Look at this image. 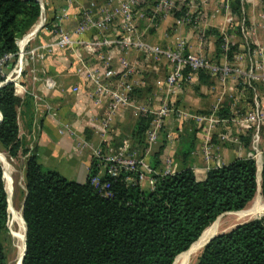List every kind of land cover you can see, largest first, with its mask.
Wrapping results in <instances>:
<instances>
[{"label": "crops", "instance_id": "0c3cea01", "mask_svg": "<svg viewBox=\"0 0 264 264\" xmlns=\"http://www.w3.org/2000/svg\"><path fill=\"white\" fill-rule=\"evenodd\" d=\"M65 1L60 0L58 5L50 8L48 5L53 0H44L47 4V7L43 6L44 23L36 21L17 41L16 49H28L52 41V27L56 22L52 14ZM76 1L72 0L68 17L59 21L64 28L74 26L77 21L76 15L70 16L76 13ZM89 1L80 0L78 4L84 5ZM173 1L188 9L189 16L178 21L179 11L174 10L150 23L147 22L149 18L143 15L138 17L137 25L148 43L172 47L177 37H183L185 52L201 53L212 61L244 68L250 59L251 49H246L239 31L240 17H243L247 27L254 25V29L248 32V40L264 44V21L259 17V13L264 11V0H193V5L187 2L189 0ZM225 1L227 7L223 5ZM107 32L110 35L114 33L112 30ZM95 33V29H92L86 36L92 38ZM224 36L228 41L225 51L220 48ZM122 56L131 69L128 72L131 84L129 103L118 108L112 114L106 130L100 132L107 99L95 92L88 71L98 64V58H104L118 72L122 70ZM15 58L16 55L8 56L5 61L10 64L3 65L10 67ZM171 65L164 55L155 56L141 49L125 50L116 43L100 50L85 42L74 43L70 48L55 45L49 49L38 47L37 53L32 58L28 57L26 65L21 68L18 85L12 82L13 92L19 100L16 104L18 135L22 130L23 136L30 138V147L38 161L55 159L59 161L57 163L67 164L75 174L73 179L83 181L92 159V149L100 141L111 147L126 141L131 152H144L146 146L144 142H135L133 128L139 116L148 120V115L137 114L135 107L140 104L156 105L162 96L167 95L164 80ZM183 71H188V77L178 89L169 92L168 97L173 100L172 110L163 119L158 138L145 151L146 163L160 172L168 158L174 170L188 166L197 179L205 176L207 168L235 157L250 156L257 168L264 151V119L259 123L257 138L253 142V122L234 117L240 118L251 110L253 98L258 100L264 112V78H255L253 87L240 86L230 75L221 77L219 73L188 67ZM47 81L51 82L50 86H46ZM178 110L187 114L212 112L217 121L206 130L204 120L181 116ZM124 126L130 128L125 130ZM221 134L224 136L221 137ZM115 140H118L117 144H114ZM205 143L209 144L210 157L207 159L203 149ZM154 157L158 162L152 165ZM52 165L56 167V164ZM143 181L148 187L146 178L139 182L140 186ZM255 192L259 199L253 201V196L250 201L251 204L253 202L252 207L255 202L259 206L252 217H259L264 214V208H260L264 205V198L259 186Z\"/></svg>", "mask_w": 264, "mask_h": 264}, {"label": "trees", "instance_id": "16d2710c", "mask_svg": "<svg viewBox=\"0 0 264 264\" xmlns=\"http://www.w3.org/2000/svg\"><path fill=\"white\" fill-rule=\"evenodd\" d=\"M38 13L37 0H0V57L8 52L14 56L15 39L29 30ZM18 101L12 81L0 83V144L10 155L20 145ZM146 125L139 116L133 128L137 144L143 143ZM157 162L154 157L151 163ZM96 170L91 159L83 181L68 179L44 168L34 151L28 153L21 189V264H171L219 213L243 210L257 187L250 156L211 166L202 179L188 166L153 173L146 188L137 181L138 170L120 169L101 176L108 182V194L90 182ZM3 171L0 163V264H7L1 239L9 213ZM259 192L264 198V151ZM195 264H264V214L217 232L203 244Z\"/></svg>", "mask_w": 264, "mask_h": 264}, {"label": "built area", "instance_id": "2783aa9c", "mask_svg": "<svg viewBox=\"0 0 264 264\" xmlns=\"http://www.w3.org/2000/svg\"><path fill=\"white\" fill-rule=\"evenodd\" d=\"M37 1L39 4V13L35 21L43 24L46 19L43 10V1ZM79 2L80 0L76 1L77 4L75 3L77 5L76 13L70 14V16L76 15L77 21L75 25L70 28H64L59 24L60 20L68 17V11H71V7L73 6L72 0H66L65 3L60 5L52 14L53 18L56 20L52 27L54 39L50 42H42L41 44L33 45L28 49L24 47L16 49L14 53L16 58L9 67L10 70L8 73L0 80V83L12 81L14 85L17 86V77L20 75L21 68L26 65L28 57L32 58L34 54L37 53L38 47H46L49 49L52 45L61 48H70L74 43L85 42L100 50L102 47H108L116 43L123 46L125 50L141 49L142 51L153 53L155 56L158 54L164 55L169 59L172 65L166 73L164 80V86L168 92L167 95L162 96L156 105L147 106L140 104L135 107V112L137 114L148 115L147 125L143 132V142L146 146L144 152H131L126 141H122V143L112 147L111 145H104V142L100 141L92 149V159L95 160L97 170L90 176V182L103 194H108L106 190L108 182L101 181V176L104 174L115 175L120 169L138 170L137 181L140 182L142 179L146 178L149 185H151L153 183V173L164 174L174 171L170 159L166 158L163 169L160 172H156L146 163L145 151L148 150L151 144L158 138L162 121L172 110L173 100L168 97L169 92L178 89L181 86V82L188 77V71L184 72L183 68L188 67L192 70H205L210 73H219L221 77L230 75V78L240 86L249 85L253 87L255 78H264V44L248 40V32L254 29V25L247 27L243 17H240L239 31L243 36L246 49H251V51H249L250 59L244 68L241 66H232L225 62L218 63L212 61L201 53L185 52V39L183 37H177L172 47H159L143 39L142 32L137 25V19L141 15L149 18L150 20L147 21L149 23L152 22V20H156L158 16L160 17L174 10L179 11V15L177 16L178 21L189 16L188 9L182 8L181 4L173 0H91L84 5L78 4ZM187 2L193 5V0ZM223 5L227 7L228 3L225 1ZM259 17L264 21V11L259 13ZM34 24L36 23L34 22L29 30ZM92 29H95L97 33H95L92 38H87L86 34ZM108 30L114 31V35L108 34ZM24 34L17 37L15 43H17ZM227 42V37H222L220 48L223 51L228 48ZM11 55H13V53L8 52L0 57V74H2L1 67L4 61ZM98 60H100L98 64L91 67L88 74L95 92L100 96H106L107 99L105 113L101 119V128H99L100 132H104L111 120L112 114L118 108L125 107L129 103L131 84L128 80V72H130L131 69H129L130 65H128L124 56L120 57L122 70L118 72L109 66L108 62L105 61L106 59L98 58ZM45 84L46 86H50L51 82L47 81ZM73 88L75 89L76 87ZM178 114L181 116L193 117L198 121L204 120V127L206 130L217 121V118L212 112L206 114H187L182 110H178ZM234 119L253 122L254 130L252 140L254 142L257 138L259 123L264 119L262 106H260L256 98H253L251 110L245 112L242 117H234ZM220 136L223 137L224 134ZM203 149L205 150V159H207L210 157L209 144L205 143Z\"/></svg>", "mask_w": 264, "mask_h": 264}, {"label": "rangeland", "instance_id": "374dc122", "mask_svg": "<svg viewBox=\"0 0 264 264\" xmlns=\"http://www.w3.org/2000/svg\"><path fill=\"white\" fill-rule=\"evenodd\" d=\"M42 1H43V6L45 5V7H47V4L44 2V0H42ZM58 1H60V0H53V2H51V5H48V6H50V8H54L56 5L59 4ZM9 70H10V68L7 67V65L6 66L2 65V67H1L2 74H0L2 79L5 77V75L8 73ZM123 128L126 130V129H129L130 126H124ZM23 134L24 133L21 130L20 134L18 135V137L20 139V145L18 146L15 155H10L8 153L7 149L4 148L0 144V151H1V153L2 152L4 153V154H1V156L3 157V159L5 158L8 161L9 166H10V173H9L10 175L7 174L8 197L10 196L12 206L17 212L21 211V199H22L21 189L23 188V170H24L25 158L27 157L28 153L34 151L33 148L30 147V145H31L30 144V138L25 136V135L23 136ZM117 143H118V140H115L114 144H117ZM132 147L134 148L135 146L132 144ZM23 149L25 151L26 150L27 151L24 152V151H22ZM40 162L44 168L54 169L68 179H73L75 177L74 172H72L73 170L67 164L57 163L59 161H56L55 159H53V160L52 159L40 160ZM52 164H56L55 165L56 167H54V165H52ZM4 172L5 171H3V174H4ZM4 187H5V183H4ZM141 187L142 188L147 187L145 184V181L142 182ZM256 193L257 192H255V195H254L255 197H254L253 201H255L257 199L256 197H259V195L258 194L256 195ZM250 204H251V201H249L244 206L245 208L243 207V210H248L249 208H251L253 202L251 205ZM7 213H8V211H7ZM233 213H234L233 211H230L229 213H227L225 211V212L219 214L218 220L215 221V222H217L215 229L212 230L211 234L212 233L216 234L217 232L227 230L230 227H232L234 224H236L240 221H243L244 219H248V218L252 217V214L251 215L250 214L244 215L243 217H238V216L234 217ZM212 221L210 222L211 224L209 223L210 225L207 228H210L212 225H214V222L212 223ZM18 228H19L18 222L14 219L12 213H8L7 214V220H6V229L1 234V239H2L3 246H4L5 254H6L7 264H15L16 263V259H17V255H18V248L15 245V239H16L15 236H16V234L19 233ZM201 247L195 251H191L187 255L188 257L186 258L184 264H195L197 261V257L199 255V252L201 250ZM15 256H16V258H15Z\"/></svg>", "mask_w": 264, "mask_h": 264}, {"label": "bare ground", "instance_id": "6f19581e", "mask_svg": "<svg viewBox=\"0 0 264 264\" xmlns=\"http://www.w3.org/2000/svg\"><path fill=\"white\" fill-rule=\"evenodd\" d=\"M1 154H4L3 152L1 153V151H0V163L2 164V166H3V169H4V174H3V178H4V183H5V190H6V193H7V201H8V212L9 213H12V215H13V217H14V219L18 222V226H19V233L18 234H16V236H15V245H16V247L18 248V255H17V259H16V263L15 264H20V256H21V252H22V249H23V239H24V221H23V219H22V217H21V213H20V211H16L14 208H13V206H12V202H11V199H10V196L8 197V184H7V174H9L10 173V166H9V163H8V161L4 158L3 159V157L1 156ZM10 175V174H9ZM9 198V199H8ZM257 199L256 200H258L259 199V197H256ZM259 203V202H258ZM257 205L259 206V204H257V202H255V205H253V207L252 208H249L248 210H241V211H239V212H234L233 213V216L234 217H236V216H238V217H243L244 215H251V214H253L254 215V213L256 212V211H258L257 209H256V207H257ZM260 208H264V205L262 206V207H260ZM256 209V210H255ZM216 221V220H215ZM214 221V222H215ZM216 223L217 222H215L214 223V225H212L210 228H207L206 227V229H204L203 231H202V233H201V235L198 237V239L197 240H195L194 242H192L191 243V245L194 243V245L191 247V245L188 247V252H187V250H185V251H183V252H187L186 254H184L183 255V252L182 253H180L177 257H176V259L174 260V262L172 263V264H184V262H185V260H186V258L188 257L187 255L191 252V251H195V250H197L198 248H200L201 246H202V244L204 243V240L206 239V238H208V236L211 234V232H212V230H214L215 229V226H216ZM17 224V223H16ZM15 258H16V256H15ZM15 260V259H14Z\"/></svg>", "mask_w": 264, "mask_h": 264}, {"label": "water", "instance_id": "95a60500", "mask_svg": "<svg viewBox=\"0 0 264 264\" xmlns=\"http://www.w3.org/2000/svg\"><path fill=\"white\" fill-rule=\"evenodd\" d=\"M260 167H261V163H259V164L257 165V168H256L257 189H258V186H259V182H258V180H259ZM5 191H6V190H5ZM24 197H25V192H24V194H23V196H22V199H21V207H22V204H23ZM6 200H7V194H6ZM20 213H21V211H20ZM219 214H220V213H219ZM21 217H22V215H21ZM22 219H23V218H22ZM23 221H24V220H23ZM204 228H205V227H204ZM204 228H203V229H204ZM203 229H202V230H203ZM201 232H202V231H201ZM201 232H200V233H201ZM24 234H25V222H24ZM199 235H200V234H199ZM199 235H198V236H199ZM213 235H215V233H212L211 235H209L208 238L204 241V243H206V242H207V241H208ZM197 238H198V237H197ZM197 238H196V239H197ZM24 241H25V235H24V239H23V249H22L21 256H20V264H21L22 255H23V253H24ZM193 241H194V240H193ZM193 241H192V242H193ZM192 242H191V243H192ZM191 243H190V244H191ZM204 243H203V244H204ZM190 244H189V245H190ZM203 244H202V245H203ZM188 247H189V246H188ZM188 247H187V248H188ZM187 248H186V249H187ZM184 250H185V249H184ZM184 250H182V251H184ZM182 251H180V252H182ZM180 252H179V253H180ZM179 253H177L176 255H178ZM175 257H176V256H175ZM175 257H174V258H175ZM173 260H174V259H173ZM172 262H173V261H172ZM172 262H171V264H172Z\"/></svg>", "mask_w": 264, "mask_h": 264}]
</instances>
